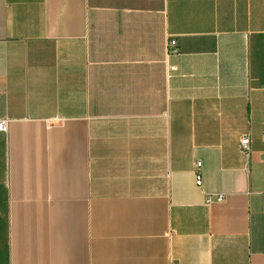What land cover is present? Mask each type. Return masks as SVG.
<instances>
[{"label": "crops", "instance_id": "crops-1", "mask_svg": "<svg viewBox=\"0 0 264 264\" xmlns=\"http://www.w3.org/2000/svg\"><path fill=\"white\" fill-rule=\"evenodd\" d=\"M0 121V264H264V0H0Z\"/></svg>", "mask_w": 264, "mask_h": 264}, {"label": "built area", "instance_id": "built-area-1", "mask_svg": "<svg viewBox=\"0 0 264 264\" xmlns=\"http://www.w3.org/2000/svg\"><path fill=\"white\" fill-rule=\"evenodd\" d=\"M170 52L171 53H177V49H176V42L172 41L170 43ZM7 127L6 121H0V131H5ZM263 140H264V133H263ZM240 150L243 153L246 154H251V141L250 138L248 136H244L241 138L240 140ZM197 171H196V175H195V180H196V186L198 188H202L203 184H204V177H203V173H202V163L198 162L197 165ZM224 195H218L216 197H212V196H207L205 199V203L206 204H211L214 201H218L221 202L224 200Z\"/></svg>", "mask_w": 264, "mask_h": 264}]
</instances>
